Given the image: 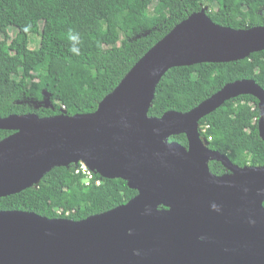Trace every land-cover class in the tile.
Masks as SVG:
<instances>
[{
  "label": "water",
  "instance_id": "95a60500",
  "mask_svg": "<svg viewBox=\"0 0 264 264\" xmlns=\"http://www.w3.org/2000/svg\"><path fill=\"white\" fill-rule=\"evenodd\" d=\"M264 50V25L232 28L205 8L156 43L91 113L0 117V197L40 183L55 167L86 163L137 195L82 220L0 210V264H264V165L238 166L211 150L200 121L228 100H259L253 79L227 83L187 112L149 115L158 84L177 66L229 62ZM53 106L45 91L41 101ZM185 134L188 145L170 141ZM211 161L227 172L214 174Z\"/></svg>",
  "mask_w": 264,
  "mask_h": 264
},
{
  "label": "trees",
  "instance_id": "16d2710c",
  "mask_svg": "<svg viewBox=\"0 0 264 264\" xmlns=\"http://www.w3.org/2000/svg\"><path fill=\"white\" fill-rule=\"evenodd\" d=\"M205 4L220 25H264V0H0V117L96 111L156 43ZM11 29H16L14 36ZM70 32L78 36L79 55L70 51ZM32 34L40 36L39 47H31ZM242 79L264 88V50L240 60L169 69L157 86L149 115L190 111L227 83ZM45 91L53 106L41 103ZM259 117V100L240 95L201 119V136L211 150L238 166H262ZM13 132L0 129V140ZM170 141L188 145L185 134ZM76 167H55L39 184L0 197V210L82 220L125 204L138 193L126 180L98 173L101 184L88 186ZM210 169L217 175L227 172L219 161H211Z\"/></svg>",
  "mask_w": 264,
  "mask_h": 264
},
{
  "label": "built area",
  "instance_id": "2783aa9c",
  "mask_svg": "<svg viewBox=\"0 0 264 264\" xmlns=\"http://www.w3.org/2000/svg\"><path fill=\"white\" fill-rule=\"evenodd\" d=\"M76 172L84 174V182L88 186L92 184L100 185L102 182V179L97 175V172L84 162L77 164Z\"/></svg>",
  "mask_w": 264,
  "mask_h": 264
},
{
  "label": "rangeland",
  "instance_id": "374dc122",
  "mask_svg": "<svg viewBox=\"0 0 264 264\" xmlns=\"http://www.w3.org/2000/svg\"><path fill=\"white\" fill-rule=\"evenodd\" d=\"M204 8H205V10H210L211 9L210 5H208V4H205ZM10 33H11V36H14L15 33H16V29H11ZM31 38H32L31 47L32 48L39 47V45H40V41H39L40 40V36L39 35L35 36L34 34H32ZM202 138L206 141V139L204 137H202Z\"/></svg>",
  "mask_w": 264,
  "mask_h": 264
},
{
  "label": "clouds",
  "instance_id": "9594fccd",
  "mask_svg": "<svg viewBox=\"0 0 264 264\" xmlns=\"http://www.w3.org/2000/svg\"><path fill=\"white\" fill-rule=\"evenodd\" d=\"M25 31H27V28H25ZM69 40L73 42V46L70 48V51L75 55H79L80 51L79 48L76 46L79 43L78 36L70 32Z\"/></svg>",
  "mask_w": 264,
  "mask_h": 264
},
{
  "label": "flooded vegetation",
  "instance_id": "af4514ba",
  "mask_svg": "<svg viewBox=\"0 0 264 264\" xmlns=\"http://www.w3.org/2000/svg\"><path fill=\"white\" fill-rule=\"evenodd\" d=\"M205 143H206V141H205Z\"/></svg>",
  "mask_w": 264,
  "mask_h": 264
}]
</instances>
